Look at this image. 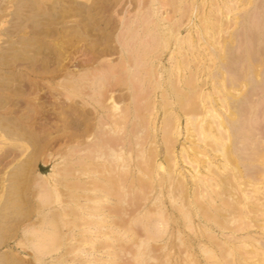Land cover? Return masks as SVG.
Returning <instances> with one entry per match:
<instances>
[{"label":"rangeland","instance_id":"rangeland-1","mask_svg":"<svg viewBox=\"0 0 264 264\" xmlns=\"http://www.w3.org/2000/svg\"><path fill=\"white\" fill-rule=\"evenodd\" d=\"M80 4H85L84 12H79ZM35 19L37 22L33 21ZM205 26L208 30L221 27V32L214 36L218 43L207 37L208 41H204L200 33ZM170 28L173 37L168 34ZM234 29L237 31L235 42L228 37ZM251 33L257 37L252 43L248 38ZM223 38L232 41L233 48L236 46L233 57H228L235 73L240 67L244 69L249 53L257 51L264 55V0H0V53L7 55L0 60V121L14 128L20 137L9 138L0 128V264H264V167H258L264 160L261 148L264 143L258 140L264 139V81L262 88H256L252 96L250 117L245 116L247 118L241 122L244 129L241 135L251 136L249 147L263 152L259 154L260 158L256 156L261 161L254 158L258 164L252 162L251 165L252 173L258 172L260 178L259 181L249 180L246 185H236V188L231 184L224 186L228 190L218 185L214 187L216 182L207 170L210 162L221 175H226L220 167L228 164L223 159V149L213 152L212 149L217 148L215 143L204 134L200 135L195 129L198 123H187L190 122L187 117L191 120L193 115L184 116L177 111L175 95L165 99L167 103L171 102L167 107L161 97L168 88L166 82L173 78L174 63L183 60V63L189 62L184 72L186 78L196 72L197 81L206 82L200 92L217 98L209 75L217 64V57L223 53ZM186 39L190 41L189 45ZM195 65H199L196 71ZM134 67L144 73L151 68V74L156 78L147 76L155 78L151 79L154 83L156 79L161 81L156 87L158 90ZM89 77L93 78V83L104 81L106 84L103 88V83L100 86L96 83L102 88L96 85L100 91L96 94L98 99ZM125 84L134 88L130 90ZM231 93L237 96L240 90ZM134 94L136 98L138 96L136 105V101L132 102ZM109 95L117 96L118 101L124 96L125 100L119 101V108L111 109V103L107 101ZM193 100L182 106L186 112L199 103L197 97ZM124 108L129 110L125 123L122 121L124 125H111ZM104 111L109 112L108 119L112 121L107 119ZM172 118L177 121L174 122L177 125L174 140L166 139L169 135L167 125ZM208 120L211 119L208 117ZM202 124L204 126V122ZM166 146L170 149L166 150ZM92 151L101 155L99 158L93 156L89 161L86 155L91 157ZM246 153L242 157L249 159L251 152ZM190 159L199 163L192 165ZM148 163L162 168H157L158 173L149 174ZM246 163V160H237L238 169L233 168V172L244 173L241 167ZM168 164L172 171L170 178L164 173L169 169ZM23 165L26 170L21 168ZM20 168L25 176L21 172L22 176L15 173ZM177 179L182 184L177 183ZM209 183L218 191L223 189L215 199L211 187H208L210 192L207 190ZM96 187L95 191L99 192L96 197L105 201L99 199V208H91L94 206L90 200L94 194L91 189ZM57 190L56 199L59 200L54 202V191ZM105 190L121 198L115 195L107 198L110 194L107 195ZM183 196L188 200L186 203ZM214 205L218 206L220 216L213 211ZM54 211L58 212L60 223L57 236H62L58 251L49 249L57 244L54 242ZM91 212L100 213L103 224L96 225L88 219ZM69 220L78 227H73ZM81 223H90L87 224L90 227L102 225L94 233ZM102 233H109V236ZM71 246L79 252L75 249L71 252Z\"/></svg>","mask_w":264,"mask_h":264},{"label":"bare ground","instance_id":"bare-ground-1","mask_svg":"<svg viewBox=\"0 0 264 264\" xmlns=\"http://www.w3.org/2000/svg\"><path fill=\"white\" fill-rule=\"evenodd\" d=\"M232 1V0H231ZM259 1H262V0H259ZM178 3H179V1H177ZM228 2V1H227ZM181 3V2H180ZM179 3V4H180ZM224 3H226V2H224ZM178 4V5H179ZM216 4V3H215ZM252 4H255V3H252ZM258 4H260V3H258ZM85 5V4H84ZM84 5H81L80 4V6L78 7V9H79V12L82 10V12H84L85 10V7L83 8V6ZM194 5V4H193ZM229 5V4H228ZM251 5V4H250ZM256 5V4H255ZM262 5V4H261ZM32 6V9H35V7L33 6V5H31ZM224 6V5H223ZM226 6V5H225ZM229 6H231V5H229ZM254 6V5H253ZM257 6V5H256ZM255 7V6H254ZM258 7V6H257ZM177 8V7H176ZM215 8V7H214ZM219 8V7H218ZM217 8V9H218ZM185 9V8H184ZM216 9V8H215ZM223 9V8H222ZM229 9H231V8H229ZM255 9V8H254ZM258 9V8H257ZM260 9V8H259ZM76 10V9H75ZM179 10V9H178ZM176 11V10H175ZM218 11V10H217ZM228 11V10H227ZM260 11V10H259ZM81 12V13H82ZM216 12V11H215ZM223 12V11H222ZM229 12V11H228ZM188 13H189V11H188ZM217 13V12H216ZM224 13V12H223ZM246 13V12H245ZM183 14H184V12H183ZM182 14V15H183ZM219 14V13H218ZM225 14V13H224ZM227 14H229V13H227ZM226 14V15H227ZM45 14H42V16H44ZM241 15V14H240ZM240 15H237V19H240ZM212 16V15H211ZM214 16H216V15H214ZM226 17V16H225ZM57 18V17H56ZM55 18V19H56ZM181 18H183V17H181ZM188 19V18H187ZM217 19V18H216ZM244 19V18H243ZM184 20H185V18H184ZM242 20V19H241ZM241 20H239V21H241ZM34 22H37L36 21V19L35 20H33ZM181 22V21H180ZM218 22V21H217ZM241 22H243V20L241 21ZM222 23H224V22H222ZM206 24V23H205ZM175 25V24H174ZM183 24H181V26H182ZM206 25H208V24H206ZM211 25V24H210ZM216 25H217V23H216ZM180 26V25H179ZM178 26V27H179ZM236 26H238V25H236ZM168 27V26H167ZM176 27V26H175ZM210 27V26H209ZM220 27V26H219ZM218 27V28H219ZM223 27V26H222ZM241 27H243V26H241ZM174 28V27H173ZM215 28H217L216 26L214 27V30H215ZM168 29V28H167ZM210 29V28H209ZM213 28H211L210 30H208L207 29V27L205 26V28L202 30V32L200 33L201 34V37L202 38H204V41H205V39L207 40V38H208V40L209 39H213L214 40V42H216V40H215V35L217 36L221 31H220V29H221V27L219 28V29H216L215 31L214 30H212ZM260 29H262V28H260ZM63 30V29H62ZM166 30V29H165ZM170 30H171V28H170ZM201 30V29H200ZM236 30L234 29V32H231L229 35H228V37L229 38H232V41L233 42H235V41H237L236 39V35H235V33L237 32H235ZM242 31V30H241ZM252 31V30H251ZM214 32V33H213ZM216 32V33H215ZM240 32V31H239ZM258 32V31H257ZM78 33V32H77ZM84 33V32H83ZM248 33V32H247ZM168 34H170V37H173V36H175L174 35V33L172 32V30H171V32H169ZM242 34V33H241ZM162 35V34H161ZM205 35V36H204ZM222 35V34H221ZM257 35H258V33H257ZM263 35V34H262ZM132 36V35H131ZM197 36V35H196ZM200 36V35H199ZM198 36V37H199ZM220 36V35H219ZM249 37V40H251V43L252 42H254L255 40H256V35L255 34H253L252 35V33H251V35H248ZM169 37V36H168ZM207 37V38H206ZM239 37V36H238ZM262 37V36H261ZM260 37V38H261ZM163 38V37H162ZM200 39V40H203V39ZM169 39V38H168ZM174 39H176V37H174ZM241 39V38H240ZM170 40V39H169ZM177 40V39H176ZM175 40V42H178L179 43V41H176ZM187 40V45H189L188 43H190V41H188V39H186ZM198 40V39H197ZM207 40V41H208ZM231 40V39H230ZM168 41V40H167ZM222 42H221V48H222V50H223V53H222V55L221 56H218L216 59H217V64H215V67H214V69H213V71L211 72L212 74L211 75H209L210 76V78L209 79H211V82L213 83V85H212V88H213V90H215V94H216V97L217 98H213L212 96H211V94H207V95H203L200 91H201V89L203 88V86H205L206 85V82L205 81H201V82H198L197 81V78L195 77V74H196V72L193 74V75H189L190 77H188V78H186V76H185V74H184V72H185V70L186 69H188V61H187V64L186 63H183V60L181 61L182 63H179V62H177V63H174V65H173V78H175V79H168V80H170V82H168L167 80V84H166V86L168 87L167 88V90H164L163 91V95L161 96L162 98H163V100H164V104L166 105V107L168 106V105H170L171 104V102L169 103V101H168V103H167V101H165V99L167 98V97H170V95H175V99H176V102L175 103H177V106L179 107V109L177 108V111L179 112L180 111V114L181 113H183V114H185L184 116H186V114H188V113H190L191 115H193V117H191V118H193V119H191L190 120V118L189 117H187L188 119H187V121H190V122H187L188 124L189 123H191V122H197L198 124H197V126L195 127V129H198L197 131H200V135L202 136L203 134H204V136L205 137H208V139H209V141L210 142H214L215 144V146L214 147H217L216 149H212V151L213 152H215V151H221L222 152V149H223V154H224V158L223 159H225L227 162H228V164H226V163H224V165H222V166H220V167H222V170H223V172L225 171V174L226 175H221L219 172H218V168H215V167H213L212 165H211V163L209 162V164H208V166H207V170H208V172H210V174H211V179H213L215 182H216V184H214V187H217V185L221 188H223L224 189V186H227V185H229L230 186V184H231V186H233V187H235L236 188V185L237 186H239V185H246L247 184V182H249V180H254V181H256V180H258L259 181V176H257L258 174L256 173V174H254V173H252V172H254L253 171V169L251 168V165H252V162H253V164L254 163H257V162H255V160H254V158H256V156H258L259 158H260V153L262 152L260 149H258L257 150V148H255L256 150H254V148H251V147H249V144H250V137L251 136H242L241 135V133L244 131V129H243V126H242V121H243V119L245 118V116H249L248 114H250V110L252 109V105H253V100H252V96L254 95V91H255V89L256 88H260L261 86H262V84H263V81L264 80H262V79H264V55H261L260 53H258L257 51L256 52H251V53H249V55H248V61H247V63H246V65L244 66V69L242 70V68L240 67L239 69H241L242 71H239V69H237L238 70V72L237 73H235V71H234V68H233V64H230L229 63V61H228V57H231L232 56V54H233V49H235L236 48V46H235V48H233V46L231 45V43H232V41H229V39H228V41H225L224 40V38H223V40H221ZM261 41H263V38H262V40ZM159 42V41H158ZM158 42H156V43H158ZM163 42V41H162ZM170 43V42H169ZM205 43H208V42H205ZM217 43H218V40H217ZM168 44V43H167ZM175 44V43H174ZM191 44H192V42H191ZM234 44V43H233ZM237 44V43H236ZM241 44V43H240ZM254 44V43H253ZM252 44V45H253ZM161 45V44H160ZM193 45V44H192ZM166 46V45H165ZM250 46V45H249ZM142 47V46H141ZM161 47V46H160ZM163 47V46H162ZM176 47V46H175ZM192 47V46H191ZM237 47H238V45H237ZM254 47V46H253ZM164 48V47H163ZM165 48H167V47H165ZM177 48V47H176ZM188 48V47H187ZM186 48V49H187ZM190 48V47H189ZM194 48V47H193ZM255 48V47H254ZM9 49V48H8ZM156 49H158V48H156ZM155 49V50H156ZM181 49V48H180ZM5 50V49H4ZM160 50V49H159ZM178 50V49H177ZM190 50V49H189ZM218 50V49H217ZM7 51V50H6ZM135 51V50H134ZM146 51H148V49H146ZM153 51V50H152ZM192 51H194L193 49H192ZM215 50H213L212 52H214ZM243 51V50H242ZM247 51V50H246ZM253 51V50H252ZM261 51V50H260ZM149 52V51H148ZM170 52V51H169ZM172 52V51H171ZM170 52V53H171ZM185 52H187V51H185ZM190 52V51H189ZM220 52V51H219ZM238 52V51H237ZM237 52H236V54H237ZM261 52H263V50L261 51ZM69 53V52H68ZM100 53H102V51L100 52ZM188 53V52H187ZM198 53V52H197ZM98 54V53H97ZM129 54V53H128ZM174 54V53H173ZM183 54H184V52H183ZM186 54V53H185ZM235 54V53H234ZM264 54V53H263ZM99 55V54H98ZM133 55V54H132ZM212 55H213V53H212ZM215 55H216V52H215ZM245 55V54H244ZM4 56H6L7 57V55H4V53L3 52H1L0 53V60L1 59H4ZM71 56V55H70ZM146 56H147V53H146ZM158 56V55H157ZM190 56V55H189ZM217 56V55H216ZM233 57V56H232ZM261 57V58H260ZM87 58V57H86ZM91 58V57H90ZM191 58V57H190ZM237 58V57H236ZM235 58V59H236ZM92 59V58H91ZM143 59V58H142ZM181 59V58H180ZM240 59V58H239ZM6 60V59H5ZM71 60V59H70ZM82 60V59H81ZM186 59H184V61H185ZM4 61V60H3ZM2 61V62H3ZM88 61V60H87ZM86 61V62H87ZM136 61V60H135ZM192 61V60H191ZM195 61V60H194ZM245 61V60H244ZM85 62V63H86ZM130 62V61H129ZM132 62V61H131ZM147 62V61H146ZM145 62V63H146ZM197 62V61H196ZM195 62V63H196ZM202 62V61H201ZM241 62V61H240ZM260 62V63H259ZM3 63H5V62H3ZM2 63V64H3ZM75 63V62H74ZM81 63V62H80ZM83 63V62H82ZM85 63H84V65H85ZM87 63H89V62H87ZM148 63V62H147ZM242 63V62H241ZM134 64V63H133ZM173 64V63H172ZM198 64V63H197ZM236 64V63H235ZM78 65V64H77ZM81 65V64H80ZM104 65V64H103ZM131 65V64H130ZM135 65H137V63H135ZM191 65V64H190ZM192 65H193V63H192ZM237 65H238V63H237ZM242 64H240V66H241ZM134 66V65H133ZM133 66H131V68H133ZM257 66L259 67V70H258V68H257ZM129 67V66H128ZM136 67V66H135ZM134 67V70L137 68H135ZM195 67V71H196V68H198L199 67V65H198V67L195 65L194 66ZM209 67V66H208ZM61 68V67H60ZM140 67H138L137 69H139ZM143 68V67H142ZM205 68V67H204ZM207 68V67H206ZM58 69V68H57ZM64 69V68H63ZM109 69V68H108ZM135 70V71H139V72H141V69L140 70ZM163 69V68H162ZM210 69V68H209ZM105 70V69H104ZM131 70V69H130ZM130 70H129V72H130ZM143 70V69H142ZM146 70V69H145ZM150 70H151V68H150ZM150 70H148V72H146V73H144V71H142L144 74H145V77H148V82H149V79L151 80H154L155 78H156V76L154 75V74H151V71ZM167 70V69H166ZM236 70V69H235ZM101 71V70H100ZM133 70H131V72H132ZM135 71H133L132 73L133 74H135L136 72ZM194 71V70H193ZM55 73V75H56V71H54ZM72 72V71H71ZM141 72V73H142ZM154 72V71H153ZM156 72V71H155ZM172 72V71H171ZM59 73V72H58ZM121 73V72H120ZM123 73V72H122ZM132 73H130L132 76H133V74ZM149 73V74H148ZM169 73H170V71H169ZM206 73H208V72H206ZM63 74V73H62ZM71 75H72V73H70ZM70 74H68L69 76H71ZM118 74V73H117ZM137 74V73H136ZM139 74V73H138ZM144 74H143V76H144ZM198 74H199V72H198ZM227 74V75H226ZM65 75V74H64ZM66 75H67V72H66ZM86 75V74H85ZM105 75V74H104ZM108 75V74H107ZM131 75H129V76H131ZM141 75V74H140ZM147 75H153V76H155V78L153 79V77L152 78H149L150 76H147ZM171 75V74H170ZM224 75H225V77H224ZM50 76V75H49ZM68 76V77H69ZM98 76V75H97ZM128 76V75H127ZM142 76V77H143ZM87 77V76H86ZM90 78V77H89ZM89 78H87V79H89ZM97 78V77H96ZM134 78H135V75H134ZM137 78V77H136ZM139 78V77H138ZM141 78V77H140ZM158 78V77H157ZM159 78H161V77H159ZM163 78V77H162ZM70 79H71V77H70ZM76 79H78V78H76ZM85 78H83V81H85L84 80ZM91 79V78H90ZM93 79V78H92ZM89 80V81H92V83H93V80ZM143 80H144V78H142ZM94 80H96L95 78H94ZM97 80H98V78H97ZM96 80V81H97ZM100 80V79H99ZM120 80V79H119ZM119 80H117V81H119ZM151 80V81H152ZM73 81V80H72ZM88 81V82H89ZM100 81H103V80H100ZM129 81V80H128ZM140 81H142V80H140ZM156 82L154 83V81H152L153 83H154V85L155 86H152V87H154L155 88V90L157 89L156 87H157V85L158 86H160V82L158 81V79H156L155 80ZM104 82V81H103ZM103 82H101V83H103ZM108 82V81H107ZM76 83H78V82H76ZM91 83V82H90ZM89 83V85L90 86H92V84H90ZM97 82H94L93 83V86H94V90L96 91H93L94 92V95H95V98H97L96 97V94L97 95H99L98 94V92L97 91H99L98 89H96L97 88V86L99 85H101V83L100 84H96ZM118 83V82H117ZM142 83V82H141ZM153 83H151V84H153ZM69 83H67V85H68ZM104 84L105 83H103L102 85V87L104 88ZM111 84V83H110ZM131 84V83H130ZM130 84H129V86H127V84H125L126 85V87L128 88V89H132V88H134V86L133 87H131L130 86ZM146 84V83H145ZM151 84H150V86H151ZM165 84V83H164ZM163 84V85H164ZM73 84H71V87H75L74 85L72 86ZM86 85V84H85ZM97 85V86H96ZM112 85H113V83H112ZM132 85V84H131ZM148 86H149V84H147ZM264 85V84H263ZM77 86V85H76ZM87 86V85H86ZM98 86V88L99 89H102L101 87H99ZM109 86V85H108ZM140 87H141V84L139 85ZM26 87V86H25ZM105 87H106V84H105ZM165 87V86H164ZM68 88H69V86H68ZM87 88V87H86ZM89 88V87H88ZM91 88V87H90ZM111 88V87H110ZM135 88H136V86H135ZM159 88V87H158ZM163 88V87H162ZM170 88V89H169ZM242 88H244V90H242ZM262 88V87H261ZM138 89V88H137ZM150 89V88H149ZM169 89V90H168ZM55 90V89H54ZM104 90V89H103ZM134 90V89H133ZM158 90V89H157ZM235 90H240V93H239V95H237V96H234L232 93H231V91H235ZM257 90V89H256ZM23 91V90H22ZM74 91V90H73ZM151 91H152V89H151ZM161 91V90H160ZM54 92V91H53ZM56 92V91H55ZM58 92V91H57ZM100 92V91H99ZM134 92V91H133ZM140 92V91H139ZM150 92V91H149ZM103 93V92H102ZM131 94H132V92H130ZM101 94V93H100ZM57 95H59V94H57ZM87 95H88V93H87ZM146 95V94H145ZM149 95V94H148ZM147 95V96H148ZM93 96V95H92ZM134 96V98L132 97V100L134 99V101H132V102H135L136 101V99L138 98V96H137V98H136V96H135V94L133 95ZM159 96V95H158ZM90 97H91V95H90ZM131 97V96H130ZM143 97V96H142ZM193 97H194V99L197 97V101L199 102L198 104H195L196 106H192L191 108H190V111L188 110V112H186L185 111V109H184V107H182V106H184L187 102H191V100H193ZM95 98H93V99H95ZM100 98V97H99ZM115 98H118L117 96L115 97ZM113 96H111V95H109V96H107V101L109 100V102L111 103V106L109 107V108H111V109H116L117 107H118V103H119V101L121 102V101H123V100H125V98H124V96H122L121 98H120V100L118 101V99H115ZM146 98V97H145ZM153 99H154V97H152ZM98 99V98H97ZM150 99V98H149ZM115 100H117L118 102H116ZM128 100V99H127ZM138 100V99H137ZM143 100H146V99H143ZM93 101H95V100H93ZM98 101V100H97ZM96 101V102H97ZM104 101V100H103ZM106 101V102H107ZM194 101V100H193ZM196 101V102H197ZM137 102L138 101H136V103H135V105L137 104ZM149 103V102H148ZM195 103V102H194ZM106 104V103H105ZM105 104H104V107L103 108H105L106 106H105ZM150 105L152 104V103H149ZM101 105H102V103H101ZM110 105V104H109ZM127 105V104H126ZM147 105V104H146ZM103 106V105H102ZM134 106V105H133ZM138 106V105H137ZM152 106V105H151ZM172 106V105H171ZM176 106V107H177ZM187 106V105H186ZM12 107V106H11ZM108 107V106H107ZM101 108V107H100ZM103 108H101V109H103ZM119 108V107H118ZM123 108V107H122ZM133 108H135V106L133 107ZM140 108V107H139ZM149 108V107H148ZM171 108V107H170ZM187 108V107H186ZM107 108H105V110H106ZM172 109V108H171ZM220 109H222L221 111H220ZM138 110V109H137ZM128 108H124V109H122L121 110V113H120V115L118 116V118H114V116L112 115V117L115 119V120H113L114 121V123H110L111 125L113 124L114 126H117V125H120L121 123L123 124V122L122 121H124V123H125V120H126V118L128 117ZM252 111V110H251ZM135 112H136V110H135ZM146 112V111H145ZM102 113H103V111H102ZM104 113H105V115L107 114V113H109V112H105L104 111ZM130 113V112H129ZM147 113V112H146ZM152 113V112H151ZM166 113V112H165ZM189 114V115H190ZM199 114H202V115H200V116H198ZM103 115V114H102ZM144 115V114H143ZM153 115V114H152ZM166 115H167V113H166ZM251 115V114H250ZM109 116H111V115H108L107 114V119H108V117ZM135 116V115H134ZM206 116H208L211 120H208V117H206ZM103 117H104V115H103ZM111 117V118H112ZM130 117V116H129ZM178 117V116H177ZM207 118V122L204 120V118ZM250 117V116H249ZM105 118V117H104ZM112 118V119H113ZM247 118V117H246ZM245 118V119H246ZM110 119V118H109ZM108 119V120H109ZM134 119V118H133ZM143 119V118H142ZM107 120V121H108ZM177 120H178V118H177ZM248 120H249V118H248ZM247 120V121H248ZM110 121H112L111 119H110ZM139 121V120H138ZM169 121V120H168ZM167 121V122H168ZM247 121H244V122H247ZM145 122H146V120H145ZM153 122V121H152ZM174 122H176L177 123V121H175V120H173V118L168 122V125L167 126H169V130H167V132H168V134L169 135H167L168 137L166 138V139H168V138H170V139H173L174 138V135H175V133H177V130H176V126L177 125H175L174 124ZM202 122H204V126H203V124H202ZM150 123V122H149ZM124 125V124H123ZM192 125V124H191ZM193 125H195V124H193ZM90 127V126H89ZM89 127H85V128H89ZM112 127V126H111ZM111 127H110V129H111ZM152 127H153V125H152ZM151 127V128H152ZM191 127V126H190ZM0 128L5 132V134L9 137V138H12V137H16V138H20L19 137V135L18 134H16V131H15V129L14 128H11V126H8L7 124H5V123H3V122H1L0 121ZM80 128V127H79ZM119 128V127H118ZM86 130V129H85ZM84 130V131H85ZM114 130V129H113ZM152 130V129H151ZM249 130V129H248ZM85 132H88V130L87 131H85ZM251 132V131H250ZM250 132H249V134H250ZM90 133V132H89ZM151 133V132H150ZM149 133V134H150ZM88 133H84V135H87ZM207 134V135H206ZM245 134V133H244ZM83 135V134H82ZM96 136V135H95ZM152 136V135H151ZM176 136H177V134H176ZM15 138V139H16ZM34 138V137H33ZM86 138H88V137H86ZM203 138V137H202ZM169 139V140H170ZM208 139H207V141H208ZM252 139H253V137H252ZM108 140V139H107ZM174 140V139H173ZM201 140V139H200ZM203 140H206V138L204 139L203 138ZM255 140H256V138H255ZM259 140V142H261V143H264V139H258ZM28 141H30V140H28ZM165 141V140H164ZM168 141V140H167ZM166 141V143H169V142H167ZM218 141H220V142H218ZM201 142H202V140H201ZM205 142V141H204ZM217 142V143H216ZM248 142H249V144H248ZM258 142V141H257ZM97 143V142H96ZM142 143V142H141ZM165 143V142H164ZM207 143V142H206ZM252 144V143H251ZM255 144V143H254ZM257 144H259V143H257ZM206 145H208V144H206ZM205 145V146H206ZM213 145V144H212ZM212 145L210 146V147H212ZM256 145V144H255ZM111 146V145H110ZM118 146V145H117ZM203 146V145H202ZM251 146V145H250ZM109 147V146H108ZM113 147V146H112ZM207 147V146H206ZM213 147V148H214ZM167 148L168 149H170L168 146H166V150H167ZM196 148V147H195ZM262 148V150L264 151V148L263 147H261ZM208 149V148H207ZM109 152L111 153V154H113L114 155V152H113V150H112V148H110L109 147ZM182 150V149H181ZM90 151V150H89ZM173 151V150H172ZM197 151V150H196ZM247 151H249V152H251V153H249V155H248V157H249V159H244L243 157L245 156V154L247 155L248 153H246ZM260 151V152H259ZM149 152H152V151H149ZM92 153H95V154H92ZM92 155L90 154V156L91 157H88V155H86V159H88L89 161H90V158L92 159L93 158V156L94 157H98L99 158V156L101 155L100 153H98V152H96V151H92ZM167 153H171V152H169V151H167ZM206 153V152H205ZM216 153V152H215ZM263 153V152H262ZM153 154V153H152ZM166 154V153H165ZM183 154V153H182ZM184 155V154H183ZM233 155L235 156V158L233 157ZM242 155H243V157H242ZM148 156V155H147ZM150 156V155H149ZM168 156V155H167ZM263 156V155H262ZM82 157H84V155L82 156ZM152 157V155L150 156V158ZM182 157V156H181ZM184 157V156H183ZM248 157H246V158H248ZM264 157V156H263ZM170 158H171V156H170ZM173 158V157H172ZM184 158H186V157H184ZM209 158V157H208ZM262 158V157H261ZM84 159V158H83ZM246 160L247 162H248V164L246 163V164H243V167H241V169L242 168H244L242 171L244 172V173H242V172H240V171H235L236 173H234L233 172V168H237L238 169V167H237V164H236V161L237 160ZM151 160H153V159H151ZM191 160V159H190ZM225 160H224V162H225ZM257 160H260V159H258V158H256V161ZM165 161H167V160H165ZM170 161V159L168 158V162ZM172 161V160H171ZM210 161V160H209ZM261 161V160H260ZM151 163H152V161H150ZM191 163H192V165H193V163H199L197 160H194V159H192L191 161H190ZM205 162H207V161H205ZM213 162V161H212ZM166 163V162H165ZM240 163H241V161H240ZM242 163H244V162H242ZM150 163H148V165H149ZM258 164V163H257ZM25 165V164H24ZM24 165L21 167L22 169H23V167H24ZM197 165V164H196ZM205 165H207V164H205ZM256 165V164H255ZM259 166L258 167H262V168H260V169H263V167H264V160L262 161V162H260L259 164H258ZM254 166V165H253ZM252 166V167H253ZM257 166V165H256ZM255 166V167H256ZM143 167V166H142ZM172 167V166H171ZM21 168L20 169H18L19 170V172H15L16 174L18 173H20L21 172ZM28 168V167H27ZM148 168H149V166H148ZM157 168H159V169H161L162 167H160V165H156V164H150V173L149 174H152L153 172L155 173H158L157 172ZM167 168V167H166ZM168 168L169 169H166L165 171L166 172H164V173H166L165 175H168L169 176V178L171 177V174H172V171H171V168H170V164H168ZM230 168V169H229ZM232 168V169H231ZM254 168V167H253ZM25 169V168H24ZM23 169V170H24ZM164 169V168H163ZM193 169H194V167H193ZM251 169H252V171H251ZM26 170V169H25ZM148 171H149V169H147ZM206 170V169H205ZM264 170V169H263ZM148 171H146V172H148ZM260 171V170H259ZM25 172V171H24ZM111 172V171H110ZM221 172V171H220ZM261 172V171H260ZM262 173V172H261ZM17 174V175H18ZM21 174H23L22 172H21ZM21 174H19V175H21ZM244 174V175H243ZM18 175V176H19ZM24 175V174H23ZM25 175H26V173H25ZM24 175V176H25ZM155 175V174H154ZM164 175V174H163ZM174 175V174H173ZM18 176H14V177H18ZM22 176V175H21ZM24 176H23V178H24ZM100 177V176H99ZM105 177V176H104ZM149 177V176H148ZM161 177V176H160ZM210 177V176H209ZM208 177V178H209ZM262 177V176H261ZM23 178L21 177V179L20 180H23ZM115 178V177H114ZM199 178V177H198ZM13 179H15V178H13ZM25 179V178H24ZM149 179V178H148ZM161 179H163V178H161ZM196 179V178H195ZM202 179V178H201ZM19 180V179H18ZM19 180V181H20ZM210 180V179H209ZM240 180H243L242 182L240 181ZM107 181V180H106ZM167 181H169V180H167ZM177 183H179V184H182V182H181V180H178L177 179ZM205 181V180H204ZM206 181H207V179H206ZM18 181H16V183H17ZM119 182V181H118ZM166 182V181H165ZM196 182H198V180H196ZM201 182V181H200ZM210 182H212V180L210 181ZM13 183V182H12ZM199 183V182H198ZM205 183V182H204ZM208 183V182H207ZM212 183H214V182H212ZM212 183H209L210 185L209 186H207V188L208 187H211L210 189H211V192L212 193H214L215 194V197H214V199L216 198V197H218V195H219V193H220V191L221 190H223V189H221L220 191H218L219 189H215L214 187H213V185H212ZM20 185L22 184L23 185V183H19ZM163 184V183H162ZM179 184H177V185H179ZM206 184V183H205ZM14 185H15V183H14ZM16 185H18V183L16 184ZM16 185H15V188H17L16 187ZM94 185V184H93ZM130 185V184H129ZM207 185V184H206ZM102 186V185H101ZM110 186V185H109ZM114 186V185H113ZM180 186V185H179ZM182 186V185H181ZM180 186V187H181ZM18 187H20V186H18ZM22 187V186H21ZM20 187V188H21ZM106 187V186H105ZM117 187H118V184H117ZM179 187V188H180ZM14 188V189H15ZM119 188V187H118ZM196 188V187H195ZM205 188H206V186H205ZM230 188V187H229ZM232 188V187H231ZM19 189V188H18ZM110 189V188H109ZM120 189H122V188H120ZM127 189V188H126ZM201 189H203V188H201ZM234 189V188H233ZM92 190V192H94V194H92L93 196L90 198V200H92L93 201V203H94V206L93 207H91V208H99V206L101 205H99L98 206V204H99V202H100V200L101 199H103V198H97L96 197V195H97V193H99V192H97V191H95V190H97V187H96V189L95 188H93V189H91ZM119 190V189H118ZM207 190H209V188L207 189ZM224 190H228V189H224ZM239 190H240V188H239ZM11 191V190H10ZM12 191H13V189H12ZM11 191V192H12ZM20 191V190H19ZM99 191V190H98ZM101 191V190H100ZM106 191V190H105ZM108 191V190H107ZM106 191V194L107 193H109V194H107V195H109V196H107V195H104L105 193H104V191H102L104 194V198L105 199H107L108 197H112V195H113V197H114V192H113V194H112V192L110 193V191L109 192H107ZM112 191H114V189H112ZM204 191H206V189L204 190ZM233 191V190H232ZM234 191H235V189H234ZM242 191V190H241ZM50 192V191H49ZM55 192V199H54V202H57L58 200H59V198H58V200L56 199L57 197H58V190L57 191H54ZM199 192V191H198ZM208 192H210V190L208 191ZM224 192V191H223ZM229 192V191H228ZM236 192V191H235ZM14 193H17V191H15ZM116 193V192H115ZM196 193V192H195ZM212 193H210V194H212ZM222 193V192H221ZM230 193V192H229ZM228 193V194H229ZM243 193H245V192H243L242 191V194ZM13 194V193H12ZM102 194V193H101ZM101 194H100V196H101ZM120 194V193H119ZM182 194V193H181ZM201 194H203V193H201ZM227 194V193H226ZM238 194V193H237ZM18 196H19V194H17ZM17 195L15 196V194H14V196L15 197H17ZM22 195V194H21ZM54 195V194H53ZM183 195V194H182ZM213 195V194H212ZM211 195V196H212ZM230 195V194H229ZM105 196H107V198L105 197ZM116 196V195H115ZM117 196H119V195H117ZM116 196V197H117ZM209 196V195H208ZM232 196V195H231ZM245 196V195H244ZM10 197H11V195H10ZM14 197V198H15ZM20 197V196H19ZM120 198H121V196H119ZM184 197V196H183ZM187 197V196H186ZM189 197V196H188ZM210 197V196H209ZM213 197V196H212ZM239 197H241V196H239ZM247 197V196H246ZM13 198V197H12ZM18 198V197H17ZM16 198V199H17ZM22 198V197H21ZM20 198V199H21ZM221 198V197H220ZM244 198V197H243ZM11 199V198H10ZM19 199V200H20ZM89 199V198H88ZM100 199V200H99ZM119 199V198H118ZM210 199V198H209ZM247 199V198H246ZM246 199H245V201H246ZM249 199V198H248ZM247 199V200H248ZM14 200V199H13ZM104 200V199H103ZM116 200V199H115ZM120 200V199H119ZM183 200H184V202L186 203V198L184 197L183 198ZM213 200V199H212ZM241 200H242V198H241ZM17 201H18V199H17ZM22 201V200H21ZM105 201V200H104ZM107 201V200H106ZM188 201V200H187ZM225 201V200H224ZM244 201V200H243ZM102 202V201H101ZM116 202H118V200L116 201ZM115 202V203H116ZM236 202V201H235ZM11 203V202H10ZM14 203V202H13ZM12 203V204H13ZM18 203L19 202H17V205H18ZM120 203H121V201H120ZM207 203V202H206ZM209 203H211L210 202V200H209ZM208 203V204H209ZM218 203V202H217ZM228 203V202H227ZM243 203V202H242ZM118 204V203H117ZM220 204V203H219ZM225 204V203H224ZM233 204V203H232ZM235 204V203H234ZM105 205V204H104ZM204 205V204H203ZM210 205V204H209ZM212 205V204H211ZM236 205H238V204H236ZM244 205V204H243ZM13 206V205H12ZM91 206V205H90ZM89 206V207H90ZM98 206V207H97ZM227 206V205H226ZM233 206V205H232ZM263 206V205H262ZM121 207V206H120ZM201 207V206H200ZM211 207V206H210ZM218 206L217 205H214V207H213V211L215 212V214L217 215L218 214V216H220V212H218L217 210H218V208H217ZM231 207V206H230ZM119 208V207H118ZM203 208V207H202ZM221 208V207H220ZM229 208V207H228ZM235 208V207H234ZM237 208V207H236ZM206 209V208H205ZM229 209H231V208H229ZM228 209V210H229ZM233 209V208H232ZM240 209V208H239ZM110 210V209H109ZM114 210V209H113ZM133 210V209H132ZM199 210H201V209H199ZM203 210V209H202ZM247 210V209H246ZM249 210V209H248ZM134 211V210H133ZM212 211V210H211ZM217 211V212H216ZM224 211V210H223ZM233 211V210H232ZM239 211V210H238ZM243 211V210H242ZM55 212V218L53 219L52 218V220L54 221L55 220V224H54V222L53 223H51L53 226H54V235L56 236V238L54 237V239H55V241H54V239H53V241L54 242H56L57 244L55 245L54 244V242L52 243V244H54V246H53V248H49V249H53L52 251H55V249H56V251H58L57 249L58 248H60L59 246L61 245V240H62V236L61 235H59V236H57V229H59V224L60 223H58V221H57V219H58V212L57 211H54ZM76 212V211H75ZM74 212V213H75ZM110 212H111V210H110ZM113 213H114V211H112ZM210 212V211H209ZM231 212V211H230ZM235 212H237V210L235 211ZM71 213V212H70ZM112 213V214H113ZM132 213V212H131ZM247 213V212H246ZM255 213V212H254ZM54 214V213H53ZM90 214V213H89ZM100 214V213H99ZM97 212H94V213H92L91 212V215H90V217L88 218V219H92L93 220V223H95L96 225L99 223H102L103 221H101L102 219H104L103 218V216L102 215H99ZM116 216H118V213L116 212V213H114ZM111 215V214H110ZM225 215V214H224ZM228 215H229V213H228ZM235 215V214H234ZM239 215V214H238ZM248 215V214H247ZM42 217V216H41ZM212 217V216H211ZM234 217H237V216H234ZM44 218V217H43ZM85 218V217H84ZM100 218H102L101 220H100ZM213 218V217H212ZM215 218V217H214ZM252 218V217H251ZM110 219V218H109ZM211 219V218H210ZM223 219V218H222ZM246 219V218H245ZM87 220V219H86ZM91 220V221H92ZM116 220V219H115ZM164 220V219H163ZM251 220V219H250ZM70 221V223H71V225L73 226V227H76L77 225L76 224H74L73 222H72V220H69ZM89 221V220H88ZM157 222L159 221V220H156ZM219 221V220H218ZM115 222H117V221H115ZM152 222V221H151ZM221 222V221H220ZM92 223V222H91ZM92 223V224H93ZM112 223V222H111ZM163 223V222H162ZM161 223V224H162ZM219 223V222H218ZM41 224H42V222H41ZM82 225H86L89 229H92V230H94V233H97V229L98 228H101L100 226L103 224H101L99 227L97 226V227H95V226H92V227H90L89 225H87V224H90V223H81ZM117 224V223H116ZM153 224V223H152ZM80 225V224H79ZM91 225V224H90ZM94 225V224H93ZM110 225H113V223L112 224H110ZM134 226V225H133ZM166 226V225H165ZM219 226V225H218ZM52 227V226H51ZM61 227V226H60ZM78 227V226H77ZM243 227H247V226H243ZM249 227V226H248ZM151 228V227H150ZM149 228V229H150ZM220 228H221V226H220ZM239 228V227H238ZM61 229V228H60ZM118 229V228H117ZM120 229V228H119ZM230 229V228H229ZM240 229V228H239ZM247 229V228H246ZM52 230H53V228H52ZM151 230V229H150ZM149 230V231H150ZM156 231H157V228H156ZM128 232V231H127ZM135 232V231H134ZM133 232V233H134ZM154 232V231H153ZM238 232H240V231H238ZM53 233V232H52ZM98 233H100V231L98 232ZM130 233V232H129ZM102 234H104V233H102ZM109 234V233H108ZM107 234V235H108ZM123 234H125V233H123ZM105 235V234H104ZM107 235H105V236H107ZM120 235V234H119ZM149 235V234H148ZM153 235V234H152ZM151 235V236H152ZM170 235V234H169ZM109 236V235H108ZM113 236V235H112ZM150 236V235H149ZM158 235H156V237H157ZM115 237V236H114ZM136 237V236H135ZM155 238V236L153 235L152 236V238ZM121 238V237H120ZM151 238V239H152ZM50 239V238H49ZM115 239H117V238H115ZM122 239V238H121ZM120 240V239H119ZM231 240V239H230ZM75 241L77 242L78 240L77 239H75ZM114 241V240H113ZM227 241V240H226ZM80 241H78V243H79ZM231 242V241H230ZM110 243V242H109ZM80 245V244H79ZM79 245H78V248H79ZM106 245V244H105ZM48 246V245H47ZM75 247H76V245H74ZM50 247V246H49ZM51 247H52V245H51ZM71 247H73V246H71ZM70 247V248H71ZM75 247H73V248H71V252H73L74 251V249H75V251L77 252V250H78V248H75ZM113 247V246H112ZM177 247V246H176ZM48 248V247H47ZM46 249V248H45ZM73 249V250H72ZM46 252H48V251H46ZM69 252V251H68ZM78 252H79V250H78ZM40 253V252H39ZM45 253V252H44ZM50 253L52 254V252H51V250H50ZM49 253V254H50ZM42 254V253H41ZM41 254L39 255V256H41ZM111 254V253H110ZM81 255V254H80ZM112 255V254H111ZM115 256V255H114ZM72 263H74L75 261H74V259H71L70 260ZM109 262H111V261H109ZM112 262H114L113 261V259H112ZM59 263H61V262H59ZM108 263V262H107ZM71 264V263H70ZM113 264V263H112Z\"/></svg>","mask_w":264,"mask_h":264}]
</instances>
